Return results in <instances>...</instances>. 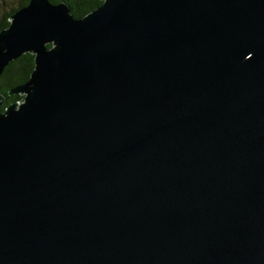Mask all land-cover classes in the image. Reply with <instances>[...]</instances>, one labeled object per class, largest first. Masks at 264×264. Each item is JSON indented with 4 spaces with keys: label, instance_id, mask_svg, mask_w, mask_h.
<instances>
[{
    "label": "water",
    "instance_id": "water-1",
    "mask_svg": "<svg viewBox=\"0 0 264 264\" xmlns=\"http://www.w3.org/2000/svg\"><path fill=\"white\" fill-rule=\"evenodd\" d=\"M103 1L0 32V264H264V0Z\"/></svg>",
    "mask_w": 264,
    "mask_h": 264
},
{
    "label": "trees",
    "instance_id": "trees-1",
    "mask_svg": "<svg viewBox=\"0 0 264 264\" xmlns=\"http://www.w3.org/2000/svg\"><path fill=\"white\" fill-rule=\"evenodd\" d=\"M52 4L66 3L71 8V14L76 19H82L88 14L95 11L103 4V0H49ZM29 0H19L17 7H9L0 12V32L8 28L12 15L19 9L25 7ZM51 48V45L47 46ZM34 69V56L32 54H24L20 58L12 61L0 76V96L5 101L0 106V114L15 102H21L23 96L10 95L9 92L14 87L27 82Z\"/></svg>",
    "mask_w": 264,
    "mask_h": 264
},
{
    "label": "rangeland",
    "instance_id": "rangeland-1",
    "mask_svg": "<svg viewBox=\"0 0 264 264\" xmlns=\"http://www.w3.org/2000/svg\"><path fill=\"white\" fill-rule=\"evenodd\" d=\"M18 1L19 0H0V12L9 9V7H17Z\"/></svg>",
    "mask_w": 264,
    "mask_h": 264
}]
</instances>
